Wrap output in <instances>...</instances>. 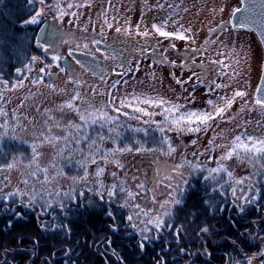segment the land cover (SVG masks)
<instances>
[{"label": "rangeland", "instance_id": "obj_1", "mask_svg": "<svg viewBox=\"0 0 264 264\" xmlns=\"http://www.w3.org/2000/svg\"><path fill=\"white\" fill-rule=\"evenodd\" d=\"M56 1L53 0L52 4H50L52 7H44L37 1V9L44 7V15L50 17V21L47 24L49 28L44 23L41 29L43 30L42 33L44 30L50 33L57 32L63 39L57 45L55 42H53L54 44H47L43 41L41 42L42 44H39L40 47L41 45L44 47H42L43 51L40 48L36 55H34L40 58L38 61L30 60L33 70L39 69L42 66L43 56H48L50 59H52L53 55L61 56V52L64 50L63 46L68 43L84 48L83 44H87L93 38L105 41L111 37H117L123 38L127 42L136 41L132 44L135 55L137 45L142 42L140 47L150 53L141 62L134 56L121 63L116 64L113 62L114 64L108 67L104 75L99 76L95 74L99 79L93 78L89 74L84 75L80 70L78 76L74 77V80L80 81L78 88L73 86L72 81L62 80L59 77L52 79L56 84L54 85L55 89H64V93L53 91L49 87H40L39 92L32 90L30 93L31 98L29 97L28 100L29 107L25 113L28 116L30 115L31 118L27 117L24 122L13 124V126L18 125L15 131L16 135L20 137V139H15L18 142L17 147L19 146L17 155L30 156V144L33 141L40 143L38 150L42 155L39 162L41 166H49V174L56 176L49 190L58 187L62 192H71L73 189H75V193L81 191L91 192L85 191L86 186L83 182L73 184L72 181V177L83 174L82 169L77 163L82 157L79 151H74L77 148L75 143L70 144L69 148L65 150L64 156L56 160V169L62 170L63 175H56V169L51 167L53 156L62 145H52L47 142L41 143L43 141L41 133L45 135L49 134L48 128L53 125V120L49 119V117H53L54 120L61 123L60 128L51 127V134L56 136H63L65 134L64 126L69 121L80 123L79 116L75 111L66 108L61 112L58 109V106L70 99L76 91L80 92V95L88 101L92 108L103 109L113 117L118 116L116 127L120 133L119 145L121 147L126 144L133 145L132 152L124 153L119 157L121 163L124 165L123 168H117L115 165H109L105 168V173L101 179L106 185L111 184L114 180L111 175L112 172H116L117 176L121 179L124 178L125 173L129 177L136 175L141 179L145 176L150 179L157 170H164L170 168L172 165L180 164L185 158L193 162H205L207 167H215L217 158L223 155L227 149L218 148L215 151H211L210 141L216 145H230L233 138L237 135L264 136V108L256 105L254 99L264 54L254 32L245 27L241 28L239 26L234 28L227 26L229 24L226 25L225 22L227 21L225 20H229L230 7L236 3V0H202V9H196L192 4L189 9L181 11L177 20L179 19V23H185V31L187 32H181L186 37H189L185 40H178L174 37L165 38L155 33L152 27L153 24L158 21L164 22L165 20L169 24L174 19V14H166L160 20L163 13L157 10L158 6L155 0H77L76 5L82 6H74L67 11L75 12L77 14L76 17L71 15L59 17L55 7ZM138 1L139 3L144 2L143 6L145 8L141 11L137 6ZM60 5L62 6V4ZM62 7L66 8V6ZM140 8H142L141 5ZM106 18L109 23L113 24L112 28L107 27V24L104 22ZM69 21L73 22L69 23ZM175 23L178 26L179 23ZM217 24L220 25V28L216 30ZM137 25H139L140 32L147 30L150 35L148 37L137 35ZM117 27L122 29L120 33L116 32L115 29ZM126 28L130 29L131 34L124 32ZM164 28L166 31L173 30L167 25ZM213 28L214 31H209V29ZM204 37L206 38L204 39ZM157 39L159 40V46L154 45V47L153 44L156 43ZM171 42L175 44L177 49L182 51V56L180 55L183 59L182 63L190 64L187 67H177L174 70V73L180 76V80L184 81L182 84L174 82L175 79L171 80L168 78V66L162 63L164 61L167 63V61L176 58L175 56H179L175 54V49L168 47ZM45 48H47V51H45ZM152 48L156 51L159 48L163 52L162 56L165 60H161L160 64L150 59ZM100 55L106 57V54ZM201 66L202 68H200ZM201 72H206L202 75L203 79L200 78ZM190 77L191 79H189ZM216 83L227 84L228 87L215 89ZM210 85L214 91H209ZM236 90L245 91L247 93L246 97L237 98L232 107L224 114L223 119L218 117L215 121L211 122V126L207 130H202L198 133L166 131V133L162 134L156 129L155 124H145L144 120L149 119L162 121L163 117L159 114L162 109L154 106L139 105L147 108L148 111L157 113V115L151 118L136 113L132 108L126 106L121 109L120 113L115 111V108L120 107L121 100L126 98L131 99L134 96L141 99L161 98L169 101L171 104L178 103L184 106L181 111L187 109L209 111L211 110V106L207 104L209 99L216 100L219 96L230 97ZM23 97L27 98L25 95ZM245 100L248 101L247 105H244ZM76 104L79 105L80 101H76ZM123 112H128L129 115L125 116ZM136 116H140V119H135L134 117ZM108 127L106 125L104 128H101L97 124L88 129L90 137H96L99 134L106 138L102 144L103 149L114 147L112 140L107 139V137L114 135L108 132ZM137 128L145 129V131H133ZM7 131L8 135L5 137L10 138L12 136V128L10 127ZM162 135H167L172 147L175 148V151L171 155L165 154L167 150L166 146H163V150L151 153L135 152L134 148L137 141L146 142L148 147L161 149L160 139ZM193 140L196 141L195 144L192 143ZM79 147L86 150L87 144L81 141ZM210 157L211 159H209ZM23 163L26 164L27 160L25 159ZM225 164L236 177L248 176L250 179L246 184L251 183L255 187V177L257 178L258 176L255 173L260 172L259 169H254L252 164L247 160H239L235 156L225 161ZM95 169L96 165H88L90 174L89 187L93 186L92 174L95 172ZM184 171L187 173L188 168L185 167ZM21 172L25 176H28L31 184H34L37 189L47 187L40 183L43 179L42 173L39 174L38 178L31 177L28 175V170L21 165L19 168L12 169V172L0 175V186H3L4 192L7 191L9 193L17 188L24 189L26 187L22 183L23 177L21 176ZM196 175H199V173ZM203 175H206V173ZM138 182V180H129V184L134 191L136 190L135 184ZM221 183H223V180H221ZM225 188L231 194L230 185H226ZM158 191L157 200L167 198V192L163 186ZM150 196V193L142 194L137 202L141 203L144 207L156 208V205L150 204ZM66 198L68 197H63L62 200L65 201ZM129 211L127 209L128 213ZM256 236H252L251 239L257 242L258 248L259 245L262 246V241L257 240ZM258 252H260V249ZM241 256L242 260L245 255L241 254ZM262 258L264 256L259 255L254 260L259 263Z\"/></svg>", "mask_w": 264, "mask_h": 264}, {"label": "snow or ice", "instance_id": "obj_2", "mask_svg": "<svg viewBox=\"0 0 264 264\" xmlns=\"http://www.w3.org/2000/svg\"><path fill=\"white\" fill-rule=\"evenodd\" d=\"M39 4L44 7H52V5H46L45 0H39ZM77 7L82 5H75ZM44 7H41L37 10H34V14H31L29 18L24 19L22 22L27 25H38L41 22V17L45 14ZM57 9V13L59 17H64L67 15H71L76 17L77 14L75 12H67L60 5L57 0L55 4ZM74 5L72 3L67 4V8L71 9ZM73 21H69L72 23ZM107 24L108 28H112L113 24L109 23L107 18L104 21ZM168 21L165 20L163 25L153 24L152 27L161 37L165 38H175L178 40H185L189 37L183 35L180 31H166L164 30V26L167 25ZM175 23V22H173ZM243 28L245 25L241 23L239 25ZM117 33L122 31L121 28L117 27ZM87 31V29H85ZM190 31V30H188ZM209 31H214V29H209ZM126 34H131L130 29H124ZM136 34L144 37H148L150 34L147 30L140 32L139 25L136 28ZM92 44H99L100 41L92 40ZM41 47H44L41 45ZM84 48H88V44H83ZM175 48V44L172 45ZM47 51V48H45ZM97 52L100 51L99 48L96 49ZM198 51V50H196ZM63 57L59 55H53V61H59ZM109 59H115V57H106ZM40 58L37 56L31 57V61H38ZM194 62V61H193ZM79 63V61H76ZM173 63H175L173 61ZM220 63V62H217ZM186 66V65H182ZM227 67V65H225ZM27 72H32L31 62L28 65L24 66V69ZM16 71L19 73L22 69L17 68ZM39 71L41 73L45 72L44 68H40ZM61 72H64V68H60ZM195 75V73H193ZM191 79V77L189 78ZM42 77L39 80L33 79V83L41 82ZM202 82V81H201ZM74 83H80L79 80H75ZM119 83V81H117ZM178 84L184 83L182 80H177ZM24 86V80L21 79L16 83H13L9 86V81L0 79V99H3L5 91L14 90L17 88H22ZM49 88H52L53 91H59L60 93H64V89H55V87L51 84L48 85ZM228 87L227 84H215V89H221ZM209 91H214L211 85L209 87ZM257 94L264 93V85H261L256 90ZM247 93L242 90H236L232 93L230 97L228 96H219L216 100L209 99L207 104L211 106V110H183V105L181 104H171L169 101L163 100L161 98H143L140 97H132L131 99H124L120 102V107L115 108L117 113L121 112L123 107L132 108L134 112L140 113L143 116H147L149 118L157 115L156 112L148 111L147 108L139 106V105H148L154 106L157 108H161V112L159 113L163 119L162 121L155 120H144L145 124L152 123L155 124L156 129L164 134L167 132L175 131L177 133H198L202 130H207L211 126V122L215 121L218 117L223 119L224 114L230 109L233 103L237 98L246 97ZM76 101H80V104H76ZM248 101H244V105H247ZM255 104L264 108V96L258 95L255 99ZM135 105V106H134ZM167 105V106H166ZM73 110L79 116L80 123H73L71 121L68 122L67 125L64 126L65 134L63 136H56L51 134V127H61V123L59 121L54 120L53 117H49V119L53 120V125L48 128V133L45 135L41 133L43 137L42 142H47L52 145L61 144L62 146L56 151V154L53 156V160L51 162V167L56 169V160L58 158H62L64 156L65 150L69 148V145L75 143L77 148L74 151H79L81 154V159L77 161L78 165L82 169L83 174L72 177L73 184L78 182H83L85 184V191H91L95 194V196L99 197L101 202H107L109 204H117L120 208L129 209V213L126 216V220L129 223V226L135 230L139 234L140 241L139 247L143 249L145 247L146 242L152 239H159V234L167 227L173 228V225L168 223V220L173 217V210L176 206L183 205L186 203V195L190 192V190L194 187L191 184V178L197 173L204 174L202 178L205 181L203 187L206 191L210 190L212 192H219L221 195L224 194L223 190L226 185H230V191L232 196V204L234 207H237L241 212L245 210V205L252 203L256 197L250 196L249 193L254 190V186L251 183H247L249 181V177H236L232 171H230L225 161L230 160L235 156L239 160H247L250 164H252L254 169H259L261 172H264V136L256 137L247 134L237 135L233 138L230 145H216L212 141L209 142L210 150L215 151L218 148H226V152L221 155L216 160L215 167H207L205 162L202 161H189L186 158L180 164L172 165L170 168L164 170H157L152 178L144 177L143 179L133 175L129 177L127 173L123 179L117 176L116 172H112L111 175L114 178L113 182L109 185H106L101 177L105 173V168L109 165H115L117 168H123L124 165L121 163L120 155L124 153H129L133 151V145L126 144L121 147L118 143L120 133L117 130L116 122L118 121V116L113 117L108 114V112L103 109H94L92 108L88 101H86L81 95L79 91H76L74 95L70 97V99L66 100L64 103L58 106V109L62 112L64 109ZM48 111V110H46ZM123 115L128 116V112H123ZM13 119H15L16 114L13 112ZM8 112L0 107V129L4 131H0V137L8 135V129L12 128V136L11 139H20L18 135H16V126H13L11 122L7 119ZM135 119H140V116L134 117ZM99 124L101 128H104L106 125L108 127V132L113 133L107 137V139H111L114 147L111 149H103L102 144L106 139L103 135H97L96 137H90L88 135V129L94 125ZM133 131L136 132H144L145 129L137 128ZM81 141H84L87 144V149L79 147L81 145ZM27 143V141H25ZM193 144L196 143L195 140L192 141ZM161 149H154L148 147L146 142H136V146L134 148L136 153H151L157 150H163V146H166V155H171L175 148L172 147L170 139L167 135H162L160 139ZM40 147V143L33 141L30 144V156L25 157L23 154L13 155L10 158V161L6 164L0 163V173L8 172L12 169L19 168L21 165L25 169L28 170V175L34 178H38L39 174H43V179L40 181L42 185L47 187H42L41 189H37L34 184H31L28 176H25L23 172H21V176L23 177L22 183L26 186L24 189L17 188L12 192L4 193L3 187L0 186V201H11L13 197H19L20 202L24 204L25 207L31 208L33 205L40 204L41 210L44 212H48L53 207L58 206L61 210L65 207L63 200L61 197H69L75 198V195H83L84 192L81 191L79 193H75V189L71 192H62L59 188H54L49 190L52 183L55 181L56 176L50 175L49 166H41L40 157L41 152L38 150ZM74 154V153H73ZM8 156L7 153L4 152V145L0 143V160L5 159ZM27 160V163H23L24 160ZM211 159V157L209 158ZM102 162V163H101ZM94 164L96 165L95 172L92 174L93 186L89 187L90 174L88 171V165ZM185 167L188 168V172L184 171ZM223 174V175H222ZM256 175H259L260 172H256ZM56 175H63V171L60 169H56ZM226 177V179H224ZM6 180V178H4ZM129 180L139 182L135 184V191L132 186L129 184ZM223 180V183H221ZM214 185L210 187V184ZM31 184V186H29ZM163 188L167 192V198L164 200H157V196L159 194L160 187ZM239 192V195H238ZM150 193V204L156 205V208L152 207H144L141 203L137 202L138 198L141 197L142 194ZM207 203V201H206ZM94 206V205H93ZM207 210V209H205ZM219 210V209H217ZM14 215H20L18 212L13 213ZM107 215L110 218H114V213L109 211ZM194 222V221H193ZM44 228H51L52 231H60L66 229V225L63 224H52L42 225ZM119 228V225L113 224V230L116 231ZM70 232V229H67ZM182 232V229H176L175 236L176 239H179V236ZM208 228L203 227L200 229V232L197 233V239L200 238L202 233H207ZM261 232L264 233V226L261 227ZM155 233V235H153ZM243 235H248L247 230ZM257 240L264 241V236L257 234ZM202 242V241H201ZM34 245L38 242L33 241ZM107 243L111 244L112 241L109 239ZM71 250H66L65 255H69ZM182 253L188 254L187 249L181 248L179 250ZM261 256H264V250L259 253ZM31 255V254H29ZM55 255V253H53ZM194 255H199L198 253H194ZM255 257L244 256L242 260H234L233 264H252V260ZM14 259V258H13ZM4 264H8L7 260H5ZM47 264V262H45ZM259 264H264V259L259 261Z\"/></svg>", "mask_w": 264, "mask_h": 264}, {"label": "trees", "instance_id": "obj_3", "mask_svg": "<svg viewBox=\"0 0 264 264\" xmlns=\"http://www.w3.org/2000/svg\"><path fill=\"white\" fill-rule=\"evenodd\" d=\"M37 1L3 0L0 6V70L4 73L13 72L38 51L35 27L22 22L34 14ZM202 176L199 173L191 178L194 187L186 195V203L174 208L168 220L173 228L166 227L159 239L149 240L143 249L139 234L126 220L127 208L101 202L93 192L78 196L80 207L74 213L65 212L68 218L63 225L67 227L61 231L46 229L19 215L0 214V264L5 260L8 264H233L241 260V254L250 256L258 251L257 242L251 238L264 236V172L255 177L249 195L256 199L245 205L243 212L233 206L227 188L223 195L206 191ZM5 207L0 201V211H9ZM109 211L114 218L107 215ZM52 224L58 223L47 225ZM113 224L119 225L116 231ZM203 227L208 232L197 239ZM176 229H182L179 239ZM246 230L248 235H243ZM181 248L188 254L180 252ZM66 250H71L67 256Z\"/></svg>", "mask_w": 264, "mask_h": 264}, {"label": "flooded vegetation", "instance_id": "obj_4", "mask_svg": "<svg viewBox=\"0 0 264 264\" xmlns=\"http://www.w3.org/2000/svg\"><path fill=\"white\" fill-rule=\"evenodd\" d=\"M61 1L62 0H58V2L60 4H62V6H64V7L66 6V8H64L65 11L69 10L67 8V4L72 3L74 6L77 4V0H63V2H61ZM82 1H85V0H82ZM201 1L202 0H155L156 4L158 6L157 10L160 11V13H163L160 20L166 14H168V15L174 14V17H173L174 19L172 20V22L167 24V26H169L171 28V30L173 29L172 30L173 32H175V31L187 32V31H185V28H186L185 23H183V22L179 23V19L177 20L178 16L180 15L179 13L183 10L189 9L192 4L195 6L196 9H202L203 5H202ZM52 2H53V0L45 1V4L50 5V4H52ZM56 2H55V4H56ZM28 3H30L29 0H28ZM240 3H241V0H236V3L230 7L229 20H225V21H227V22H225L226 25L229 24L227 26L234 27V28L239 27V26H232L231 25L230 17H231L233 10L236 7H238L240 5ZM2 4H3V0H0V6ZM140 5L142 8H140ZM143 5H144V2H140V3H139V1L137 2V6L139 7L140 11L145 8ZM37 7H38V3H37ZM37 7H36V10H37ZM0 13H1V10H0ZM49 18L50 17L43 15L41 17V22L38 25H31V26L35 27L34 45L38 50H40V48H41V50L43 51L42 47L39 46V44L42 41L47 43V44H54L53 42H55L57 45L63 39L60 36V34H58L57 32L56 33H54V32L50 33L47 30H44V32L42 33L43 30H41V29H42L44 23H46V27L48 26L47 24L50 21ZM161 22L162 21H158L155 24L160 26L161 24H163V22L162 23ZM173 22H178L179 23L178 26L176 25V23H173ZM219 24L216 25V30L220 28ZM24 25L26 26L27 24H24ZM48 28H49V26H48ZM205 38L206 37H204V39ZM92 40L100 41V42L106 44L109 48L108 49H100L99 48L100 51L97 52L96 49L98 47L96 44L91 43ZM158 41L159 40L157 39L156 43H154L153 46L157 45V47H158L159 46ZM133 42H136V41L127 42L123 38L111 37L105 41H103L99 38L90 39L87 43L88 48H82L81 46L74 45V44L72 45V43H70V44L68 43L67 45L63 46L64 50L61 52V57H63V58L60 59L59 61H53L48 56H43L42 66H40L39 69L44 68L45 69L44 73H41L38 68H36V70H33L30 73L27 72L26 70H23L24 66L28 65L31 62L30 61L31 59H28L25 62V64H23L22 66L17 67V68L22 69V71L19 73L16 71L17 68H15L13 70V72H11V73H4L0 70V79L9 81V86L13 83H16L17 81H19L21 79L24 80V86L22 88H17V89L10 90V91H5L3 99H0V107H3L8 112L7 119L11 122L12 125L17 124V123H22L25 121V119L27 117L31 118L30 115L28 116L25 113H26V109L29 107L28 106V102H29L28 100H29V97L31 98L30 93L32 92V90H36L39 92L40 91L39 89H41L43 87H48L49 84H51L53 86L56 85L55 81L52 80L56 77L57 78L59 77L62 80H68L69 82L72 81L73 86L75 88H78L79 83L78 84L74 83V81H75L74 77L78 76V73L80 70L82 71V74H84V75L89 74L93 78H97V75H95L91 71L87 70L80 63H76L77 60L72 55L73 50L84 51V52H87V53H90L92 55L99 57L100 59H102L104 61L105 65H106V72H107L108 67L109 66L111 67V65L114 64L113 62H115L116 64L121 63V62L128 60L129 58H132L133 56L138 61L141 62V60L143 58H145L150 53V52H148V51H146L140 47L142 45V42H141L137 45V50H136V55H135L134 48L132 47ZM173 44L174 43L171 42L170 46H168V47L175 49V51H176L175 54H177L179 56H175L176 58H173V60H171V61H167V63H165V61L162 63L164 65L166 64L168 66V68H167L168 72H169L168 78L171 80L175 79L174 82L175 81L177 82V79L180 76L176 75L174 73V70L177 67H187L190 64H186L184 62L182 63V60H183L181 58L182 51L177 49L176 47L173 48L172 47ZM152 49L153 50H152V54L150 56V59L152 61H156L157 63L160 64V61L164 59L162 56L163 52L160 51L159 48H158V51L154 50V48H152ZM100 54H104V55L106 54L105 55L106 57H115V59H109L106 57H102ZM47 60H49V62H47ZM173 61L175 63H173ZM185 64H186V66H182ZM60 68H64L65 71L61 72ZM200 68H202V66ZM203 73L205 74L206 72H201V75H200L201 79H203V76H202ZM177 76H178V78H177ZM41 77H42L41 82H37V83L32 82L33 79L39 80ZM97 79H99V78H97ZM179 80H180V78H179ZM168 81H170V80H168ZM23 95H25L27 98L25 99L23 97ZM254 99H256L255 94H254ZM13 112H15V114H16L15 119H13V116H12ZM0 131H3V129H0ZM0 143H2L4 145V152L8 154V156L5 159L0 160V163L6 164L10 161L11 156L18 154V150H19L18 149L19 146L17 147L18 142H16L15 139L11 140L10 138H6L5 136H3V137H0ZM8 172H12V170H10ZM8 172L0 173V175L6 174ZM4 193L6 194L7 191H5ZM78 196L79 195H75L74 199L68 197L65 199V201L63 200L64 205H65L63 210H61L58 206H55V207H53V209H51L48 212L42 211L40 204L33 205L31 208L25 207L24 204H22L20 202L19 197H13L11 201H2L3 204L9 208V211H5V212L0 211V214L14 215L13 213L18 212L20 214L19 216L21 219L23 218L25 221H29V222L33 221L36 224H39L41 226L47 225V224H50L53 222H56L58 224H63L64 220L68 218L65 216V212L68 213V210H72V213H74L80 207V204H78ZM61 199H63V197H61ZM72 219H75V217H72ZM254 242H256V241H254ZM261 245L262 246L259 245V248H258V251L260 249V252L264 248L263 247L264 241H262ZM258 251L249 253L250 257L253 256L255 258H258V256L260 255L259 254L260 252H258ZM262 259H264V258H262ZM255 262L256 261L253 259L252 264H259L257 262L255 263Z\"/></svg>", "mask_w": 264, "mask_h": 264}, {"label": "water", "instance_id": "obj_5", "mask_svg": "<svg viewBox=\"0 0 264 264\" xmlns=\"http://www.w3.org/2000/svg\"><path fill=\"white\" fill-rule=\"evenodd\" d=\"M232 26H239L243 23L245 28L253 31L259 40L264 54V0H241V3L236 7L230 17ZM100 49H108L109 47L100 42L96 44ZM73 57L87 70L94 74L102 76L106 72V65L102 59L90 53L73 50ZM264 85V56L260 77L255 89V98L264 96V93L257 94L256 90L259 86Z\"/></svg>", "mask_w": 264, "mask_h": 264}]
</instances>
